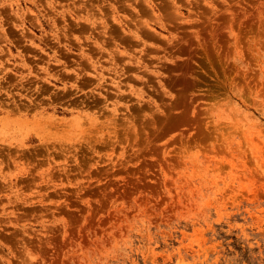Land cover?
I'll list each match as a JSON object with an SVG mask.
<instances>
[{"label":"rangeland","instance_id":"rangeland-1","mask_svg":"<svg viewBox=\"0 0 264 264\" xmlns=\"http://www.w3.org/2000/svg\"><path fill=\"white\" fill-rule=\"evenodd\" d=\"M0 264H264V0H0Z\"/></svg>","mask_w":264,"mask_h":264}]
</instances>
